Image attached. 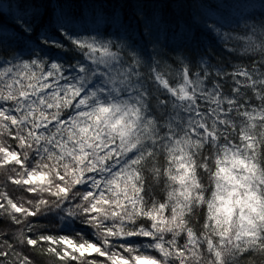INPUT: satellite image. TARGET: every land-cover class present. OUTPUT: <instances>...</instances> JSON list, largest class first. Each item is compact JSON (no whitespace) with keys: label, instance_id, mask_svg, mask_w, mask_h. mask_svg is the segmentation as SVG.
<instances>
[{"label":"snow or ice","instance_id":"1","mask_svg":"<svg viewBox=\"0 0 264 264\" xmlns=\"http://www.w3.org/2000/svg\"><path fill=\"white\" fill-rule=\"evenodd\" d=\"M0 264H264V0H0Z\"/></svg>","mask_w":264,"mask_h":264},{"label":"trees","instance_id":"2","mask_svg":"<svg viewBox=\"0 0 264 264\" xmlns=\"http://www.w3.org/2000/svg\"><path fill=\"white\" fill-rule=\"evenodd\" d=\"M2 2H3L4 4H7V3L9 2V0H2Z\"/></svg>","mask_w":264,"mask_h":264}]
</instances>
